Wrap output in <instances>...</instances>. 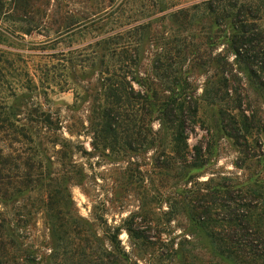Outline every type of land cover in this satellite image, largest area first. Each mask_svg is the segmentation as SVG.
Instances as JSON below:
<instances>
[{
  "label": "trees",
  "instance_id": "obj_1",
  "mask_svg": "<svg viewBox=\"0 0 264 264\" xmlns=\"http://www.w3.org/2000/svg\"><path fill=\"white\" fill-rule=\"evenodd\" d=\"M229 57L264 99V0H0V264H264V181H217L190 199L199 248L165 242L157 228L150 235L147 214L118 226L97 213L87 220L66 195L85 177L74 157L137 151L144 117L158 123L147 129L157 167H189L186 121L198 107L183 68L211 72L202 93L210 104L237 103L217 113L239 149L235 167L261 162L264 123L231 84ZM68 91L70 120L86 103L75 129L62 126L50 98ZM63 129L90 136L92 154ZM38 214L47 230L39 241Z\"/></svg>",
  "mask_w": 264,
  "mask_h": 264
},
{
  "label": "rangeland",
  "instance_id": "obj_2",
  "mask_svg": "<svg viewBox=\"0 0 264 264\" xmlns=\"http://www.w3.org/2000/svg\"><path fill=\"white\" fill-rule=\"evenodd\" d=\"M36 39L38 38H27L28 41ZM78 43L81 44L80 40ZM223 49V46H218L215 53ZM229 63L233 64L234 75L236 74V82L231 84L237 86V92L242 97L245 92L249 93L257 116L264 123V99L252 96L253 81L234 63L233 57H229ZM207 70L182 69L183 73L190 76L191 91L194 92L193 98L198 107L194 120L188 118L186 121V159L190 162L188 168L167 172L157 167L156 161L161 157L158 155L159 151L156 152V147L148 146L150 137L147 129L152 127L156 131L158 123L153 120L149 122L145 117L141 137L146 134V138L140 143V148L133 152L92 154L90 136L81 134L73 137L63 129L62 135L65 138L79 143L92 154H77L74 157L77 163L83 164L85 174L81 181L71 182L66 193L72 201L70 208L76 215L90 220L96 213L102 214L109 225L118 226L130 214H147L151 219L148 225L153 229L149 231L150 235L154 233V228H157L165 242L173 239V242L178 244L179 241L186 240L189 242L188 246L195 245L199 248L205 243L198 231L190 228L186 213V210H190V199L195 201V197L206 194L217 181H264V138H261L255 154L261 153V162H255L257 158H252L244 162V168L247 167V170L237 169L235 162L240 157L239 149L220 131L217 114L219 106L226 109L234 107L237 103L229 100L227 104L218 106L210 104L202 96L207 77L211 75ZM50 98L54 108L60 110L64 128L73 124L75 129L79 122L85 121L86 103L71 117L73 120L68 118L65 108L73 104L72 92H56ZM161 143L165 145L167 139H162ZM31 234L38 241L47 234L40 214L36 216V225ZM119 239L125 249L130 250V240L124 231Z\"/></svg>",
  "mask_w": 264,
  "mask_h": 264
}]
</instances>
